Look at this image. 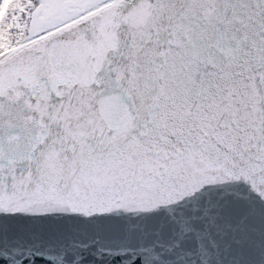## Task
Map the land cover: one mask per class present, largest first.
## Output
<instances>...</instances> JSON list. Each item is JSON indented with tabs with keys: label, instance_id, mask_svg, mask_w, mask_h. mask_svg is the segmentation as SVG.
<instances>
[{
	"label": "snow or ice",
	"instance_id": "1",
	"mask_svg": "<svg viewBox=\"0 0 264 264\" xmlns=\"http://www.w3.org/2000/svg\"><path fill=\"white\" fill-rule=\"evenodd\" d=\"M0 264H264V0H0Z\"/></svg>",
	"mask_w": 264,
	"mask_h": 264
}]
</instances>
